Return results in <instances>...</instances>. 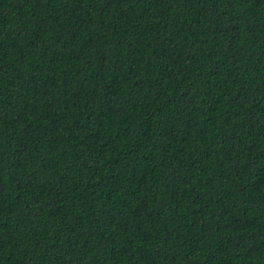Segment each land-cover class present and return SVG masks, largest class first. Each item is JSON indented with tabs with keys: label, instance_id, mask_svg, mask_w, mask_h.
Returning <instances> with one entry per match:
<instances>
[{
	"label": "trees",
	"instance_id": "16d2710c",
	"mask_svg": "<svg viewBox=\"0 0 264 264\" xmlns=\"http://www.w3.org/2000/svg\"><path fill=\"white\" fill-rule=\"evenodd\" d=\"M0 264H264V0H0Z\"/></svg>",
	"mask_w": 264,
	"mask_h": 264
}]
</instances>
